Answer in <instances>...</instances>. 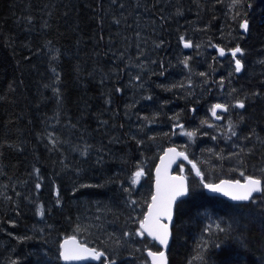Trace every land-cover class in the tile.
I'll return each mask as SVG.
<instances>
[{"label":"trees","instance_id":"16d2710c","mask_svg":"<svg viewBox=\"0 0 264 264\" xmlns=\"http://www.w3.org/2000/svg\"><path fill=\"white\" fill-rule=\"evenodd\" d=\"M122 1L0 0V264H63L60 243L68 236L105 252L87 264H150L146 250L160 247L138 234L139 222L170 145L187 150L199 172L190 165L184 172L190 191L175 208L168 264H264V193L233 203L204 190L206 182L249 176L264 186V0L236 7L233 0H170L169 9L135 0L134 11L145 10L158 27L151 72L122 67L132 32L119 29ZM245 19L247 30L239 27ZM187 31L242 49V67L236 71L235 61L228 79L237 101L232 142L217 128H195L190 102L202 104L165 88L166 42ZM200 59L188 60V79ZM221 67L214 56L202 67L215 86ZM175 115L193 137H177ZM235 155L238 165L228 160ZM205 211L215 213L213 221ZM225 234L240 239L215 247Z\"/></svg>","mask_w":264,"mask_h":264},{"label":"rangeland","instance_id":"374dc122","mask_svg":"<svg viewBox=\"0 0 264 264\" xmlns=\"http://www.w3.org/2000/svg\"><path fill=\"white\" fill-rule=\"evenodd\" d=\"M157 1L163 9H169L173 6L170 4V0ZM122 2L124 3V7L120 9L124 11L126 20L119 25V29L121 30V33L123 32L122 35L125 36L124 30L127 29L128 26H131L132 28L130 36L127 35L126 38L128 41L125 43L129 44V46L124 45L120 51L122 67L126 72L131 66H134L139 71L146 69L151 72L155 63L158 61L159 55V46L156 44L157 38L155 37V34H157L156 30L158 29L156 22L152 17L146 16V13H144L145 10L134 11L135 6L137 5L135 0H123ZM174 12L177 11L174 10ZM168 14L170 15L172 12H168ZM175 23L176 21H174V24ZM185 30H187V24L181 31L184 32ZM182 38L178 39V44L174 43L173 45H169V43L166 42V47L162 54V65L164 66V71L166 73L164 76L166 79L165 88L168 90H178L176 94L182 93V95H185L188 100L193 99L196 100L197 104H202L195 105L194 102H190V105L192 106L189 108V112L194 115V124L196 123L195 128L201 126L204 127L206 131H211L212 129L217 128L219 132H221V130L225 132L228 135L230 142H232L233 136H231L230 132L232 129L231 116L236 110L237 101H234L233 99V91L228 79L231 77V70L239 53H237L236 56H233L231 54V50H225L226 46L224 44L219 45L213 43L210 39L206 40L202 38V34L194 36L188 32L184 33ZM183 41L191 42V47L184 48L182 46ZM108 48H112V50H114L111 46ZM221 48L224 49V55L220 54ZM210 56L217 57V59H221L222 62L221 73L217 86L211 82L209 73H205L202 70L204 62L210 58ZM192 57L201 59L197 64L199 70L195 72L196 76L188 79L185 76V71H189L187 62ZM117 64L119 65V63ZM179 83L181 86H178L180 85ZM128 97L130 100L129 102L132 103V97ZM218 103L227 105L228 111L221 113L220 110H217L218 114L215 116L213 115V108ZM164 107L169 108L168 102L164 103ZM219 116L223 119H219ZM175 119L177 120H174L172 126L174 128V132L177 133V137H180L181 140H185V137H193L194 129L192 130L191 127H185V123L183 121H179L180 119L179 117L177 118L176 115ZM188 133H192V135H188ZM185 152H187V150H185ZM239 158L240 156L235 155L230 157L228 160H230L233 164L238 165ZM214 161L217 162L215 159ZM176 168L180 169V172L182 173L186 171L187 166L179 160ZM226 187L228 189H232L233 186L226 185ZM203 213L205 215L204 220L206 222L214 220L215 213L213 211H205ZM59 218H61V216H59ZM37 223L40 226L46 225L45 220L41 218H39ZM239 239L240 238L237 236L225 234L223 237H217L216 241H214V245L215 247L218 246L227 248L231 246V244L236 243Z\"/></svg>","mask_w":264,"mask_h":264},{"label":"snow or ice","instance_id":"6c2138e0","mask_svg":"<svg viewBox=\"0 0 264 264\" xmlns=\"http://www.w3.org/2000/svg\"><path fill=\"white\" fill-rule=\"evenodd\" d=\"M243 0H233V7L241 4ZM239 15V13H237ZM240 28L247 30L248 22L247 20H243L240 25ZM183 39V38H182ZM185 47H191L190 42L185 43ZM242 49L236 47L231 50V54L236 56L237 53H241ZM220 54L224 55V49H220ZM242 65L239 59L236 60V71H240ZM223 105H215L213 108V115H215L216 108H223ZM239 107L243 108L244 104L241 102ZM188 135H192V133H188ZM235 135V133H233ZM170 153H175V149H169ZM177 156H182L183 153H176ZM187 157H185L186 159ZM160 169H157L158 179H157V195L152 197V205L149 208L147 216L143 221L140 222L141 230L139 231L140 236H144L145 233L148 236L152 237L155 240H158L160 244L167 247L169 231L168 226L163 224L162 218L167 217L169 221L172 218V205L175 200L179 196H183L187 193V188L184 185L183 177H170L168 178L169 182H165L161 185V181L159 179ZM143 170L137 171L135 173V179L133 183H138L139 178L143 175ZM224 184L232 185L234 187V191L225 192L226 195H229L233 200L238 201H248L253 199V193H264V186H262V181L257 178H253L251 176L247 177L243 184L240 181L230 182L224 181ZM210 190L213 191H225L219 185H206ZM255 202V201H253ZM69 241H65L63 247V251L61 252V256L65 261L70 260H84V259H95L99 260L101 256L104 255L103 252H98L95 249H88L86 247H81L79 245H75V237L72 238L71 243L75 245V247H69ZM82 253H87L88 255H83ZM148 255L152 257V264H167V259L165 253L163 251L153 252L149 250ZM111 264H115V262H111Z\"/></svg>","mask_w":264,"mask_h":264},{"label":"water","instance_id":"95a60500","mask_svg":"<svg viewBox=\"0 0 264 264\" xmlns=\"http://www.w3.org/2000/svg\"><path fill=\"white\" fill-rule=\"evenodd\" d=\"M184 46H185V43H184ZM219 105H223L224 107L223 108H216L215 109V112L217 110H220L221 112H225L226 111V106L223 103H219ZM221 118L222 117L219 116V119H221ZM169 149H175V153H183V155L182 156H176L175 160L170 165L167 166V164L165 163L164 159H165V156H166L167 152L169 151ZM175 153H173V154H175ZM185 157H187V158L185 159ZM179 160H181V161H190L187 152L182 151L177 146H168L161 153V155L159 157V160H158V163H157V165H156V167L154 169V182H153V195H152V197L157 195V179H158L157 169H160L159 179L161 181V185H163L166 181L169 182V183H171V181L168 180V178H170V177H183L184 178V185L187 188V193L185 195H183V196H179V197L176 198L174 204L172 205V218H171V221H169L167 219V217L162 218V221L161 222L163 224H166L168 226V231L170 233L169 234V237H168L167 247H165L164 245L160 244L158 240L153 239L152 237L148 236L147 233H145V235L149 239L154 240L157 243V245L160 247V250H153L151 248H149V249L146 250V255L148 256V259L150 261V264H152V257H150L148 255L149 250H151L153 252L163 251L165 253V256H166V259H167V264L169 263V261H168V249L170 247L171 240H172L171 228H172V224H173L174 217H175V208H176V205H177V203L179 201H181V200H183V199H185V198H187L189 196V180H188V178L185 176V174H183L181 172H175V168L178 165ZM190 165L193 168V170H194L195 173H198L199 172V168H198V166H197V164L195 162L190 161ZM253 178H256V177H253ZM257 179H259V178H257ZM245 180H246V178L244 180L223 178V179H220L219 181H216V182H207V183H205L204 184V189L210 195L221 196V197H223V198H225L228 201H231L233 203H247V202H250L251 200H248V201L233 200L229 195H226L224 193V191H213V190H209V188L206 187V185H209V184H211V185H219L225 191H227L228 190V188L226 187L227 184L224 185L223 184L224 181H230V182L240 181V183L243 184L245 182ZM229 190L234 191L235 189H234V187H232V189H229ZM259 194L260 193H253V197L256 196V195H259ZM152 197L150 199V203H149V205L147 207V210H146V213L144 215V218L147 216L148 211H149V208L152 205ZM140 228H141V226H140ZM73 237H75V245H79L81 247H86L88 249H95V250H97L95 247L90 246L88 244H85V243L81 242L76 236L65 237L61 241V243H60V258H61V261H62L63 264H86V263H89V262L96 263V262H99L102 258H105L106 257L105 252H103L102 250H97L98 252H103L104 253V255L101 256V258L99 260H95V259L88 258V259H84V260H70V261H65L62 258V256H61V252L63 251V247L62 246L64 245L65 241L67 240V241L70 242L69 245L75 247V245H73L71 243ZM82 254H84L86 256L88 255L87 253H82ZM105 264H111V262L110 261H107Z\"/></svg>","mask_w":264,"mask_h":264},{"label":"bare ground","instance_id":"6f19581e","mask_svg":"<svg viewBox=\"0 0 264 264\" xmlns=\"http://www.w3.org/2000/svg\"><path fill=\"white\" fill-rule=\"evenodd\" d=\"M171 56V55H170ZM176 56V55H175ZM221 94V93H220ZM226 94V93H225ZM222 96H223V94H222ZM233 96V95H232ZM230 98V97H229ZM225 99V98H224ZM227 100V99H226ZM206 105V104H205ZM169 112H171L172 113V111H170L169 110ZM176 112V111H175ZM177 113V112H176ZM171 115V114H170ZM169 116V115H168ZM172 117V116H171ZM170 117V118H171ZM182 117V116H181ZM173 118V117H172ZM178 118V117H177ZM182 119V118H181ZM175 120H177V119H175ZM184 120V119H183ZM189 120H190V118H189ZM163 121H165V120H163ZM174 121V120H173ZM200 122V121H199ZM189 123V122H188ZM171 124V123H170ZM191 124V123H190ZM196 124V123H195ZM178 126V125H177ZM166 127V126H165ZM164 128V127H163ZM167 128V127H166ZM169 129V128H168ZM184 129V128H183ZM189 129V128H188ZM167 130V129H166ZM193 130V129H192ZM169 133V132H168ZM175 136H176V134H175ZM175 136H173V137H175ZM171 141V140H170ZM173 142V141H172ZM176 153L175 154H173V153H170L169 151L167 152V154H166V156H165V159H164V161H165V163L167 164V166L168 165H170L174 160H175V158H176ZM210 190V189H209ZM227 191H231V190H227ZM227 191H224V193L225 192H227ZM69 247H74V246H71V245H69ZM84 255V254H83Z\"/></svg>","mask_w":264,"mask_h":264},{"label":"flooded vegetation","instance_id":"af4514ba","mask_svg":"<svg viewBox=\"0 0 264 264\" xmlns=\"http://www.w3.org/2000/svg\"><path fill=\"white\" fill-rule=\"evenodd\" d=\"M227 106V105H226ZM215 116H216V114H215ZM187 165V164H186ZM101 262V261H100ZM97 263H99V262H97Z\"/></svg>","mask_w":264,"mask_h":264}]
</instances>
